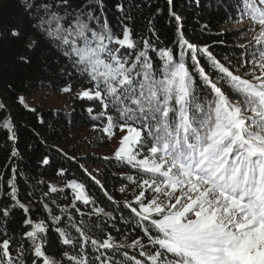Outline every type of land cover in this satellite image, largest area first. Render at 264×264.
<instances>
[{"label":"snow or ice","instance_id":"1","mask_svg":"<svg viewBox=\"0 0 264 264\" xmlns=\"http://www.w3.org/2000/svg\"><path fill=\"white\" fill-rule=\"evenodd\" d=\"M18 3L35 34L25 47L35 50V37H44L48 54L54 48L57 63L65 61L62 74L87 85L73 93L68 83L59 91L89 102L84 110L93 131L107 142L121 133L103 159L129 170L120 173L127 183L117 191L132 195L119 202L114 211L120 215L114 216L96 204L84 182L67 179L61 168L63 188L49 186L38 198L49 226L31 219L30 206L21 202L10 178L6 195L12 204L0 207V264H264V0H237L234 21L246 42L224 58L186 38L174 0L167 3L177 25L175 48L161 46L152 20L149 36L140 39L128 14L113 26L104 0ZM124 7L115 4L120 13ZM10 35L28 38L16 29ZM19 60L31 63L32 57ZM18 101L36 111L24 96ZM5 109L0 102V111ZM0 127L13 130L7 119ZM41 163H49L47 155ZM81 168L116 203L115 192ZM64 188L73 202L55 215L50 204L57 202L49 194ZM76 201L91 210L82 211ZM14 209L24 213L19 231L8 227ZM49 227L58 240L56 251L42 235Z\"/></svg>","mask_w":264,"mask_h":264},{"label":"trees","instance_id":"2","mask_svg":"<svg viewBox=\"0 0 264 264\" xmlns=\"http://www.w3.org/2000/svg\"><path fill=\"white\" fill-rule=\"evenodd\" d=\"M81 2L83 0H74L76 4ZM119 2L124 3V13L118 12L115 8V4ZM104 4L107 19L113 26L117 25L118 19L124 14H128L134 21L132 26L135 37L140 39L149 36L147 30L149 20H152L159 34L161 46L176 47L173 41L176 39L177 25L169 17L167 0H104ZM174 10L182 17L186 38L193 44L209 45L210 50L218 58L234 55L235 47L246 42L242 35L236 34V30L226 26L235 22L237 0H174ZM229 16L233 19H229ZM128 23L132 22L128 21ZM13 29L26 34L28 38L11 37L10 33ZM34 35L29 19L18 0H0V102L6 105V109L0 111V124L5 119L13 124L12 132L0 127V207L12 204L6 193L9 190L7 182L14 177L18 197L22 203L31 208L29 214L31 219L34 222L44 220L50 226L48 212L38 203V198L44 192H48L49 186L63 188L65 179L57 175L58 170L63 168L67 179L76 178L86 184V189L96 199L99 207L107 212H113L114 216H119L120 213L114 209L119 206V202L130 199L132 195L131 190L127 194L117 191L122 183H127L120 173H128L129 170L116 166L115 161L109 163L103 159L110 154H102L98 151L99 147L104 145L101 136V141L97 139L91 144L90 140L81 142L78 135L80 129L92 127L93 124L89 114L84 110L89 106V102H81L72 94L61 93L59 89L71 83L74 93L82 85L85 87L87 85L81 79L73 77L69 80L62 74L61 69L65 67V61L60 59L57 63L58 53L54 48L51 49V54H48L50 46L44 37H35L37 40L35 50L26 48L25 45ZM26 54L32 57L31 63L20 62L19 57ZM37 92L43 95H59L63 103L53 106L38 101L33 106L35 112L29 111L19 103V96L22 95L27 100ZM13 133L16 139L10 140L9 136ZM45 155L49 158L47 165L41 163ZM73 157L75 159H72ZM81 166L106 183L110 193L115 192L116 203L107 201L99 187L84 174ZM29 193L33 195L29 196ZM49 195L51 200L57 202L50 204L55 215H61L60 209L73 202L70 190L67 188L61 193ZM75 203L84 212L92 208L91 205H83L79 201ZM67 211L77 219L80 218L74 208L67 207ZM23 216L22 210L14 209L9 218V229L19 231ZM84 218L88 219L87 216ZM62 219L66 220L67 216L62 215ZM104 219L101 217V220ZM23 227L24 230H28V226ZM42 235L47 236L46 247L56 251L58 240L51 227ZM129 235L134 237L138 233H129ZM117 239L125 244L130 243L125 236ZM127 250L129 253L136 251L131 248ZM56 259L59 260L61 257L57 255Z\"/></svg>","mask_w":264,"mask_h":264},{"label":"rangeland","instance_id":"3","mask_svg":"<svg viewBox=\"0 0 264 264\" xmlns=\"http://www.w3.org/2000/svg\"><path fill=\"white\" fill-rule=\"evenodd\" d=\"M228 28H231L233 30H236V34H240L242 35L241 31H239V25H237L235 22L229 23L228 25H226ZM243 36V35H242ZM252 33H248V37L251 38ZM28 105L30 107L34 106V103L36 102H41L44 105H61L63 103L62 101V97L59 95H43L40 92L34 93L30 96L29 99L26 100ZM81 142L84 143L88 140H90V144L95 142L97 139H100V136L102 137V143L104 144L102 147H99L98 151L102 154H111L112 151L114 150V147L117 144V140L119 138V136L121 135V133L119 131H117L116 133V139H113L111 142H107L103 136L102 133L100 135V132L98 131H93L92 127L89 128H81L79 133H78ZM84 141V142H83ZM107 143V144H106Z\"/></svg>","mask_w":264,"mask_h":264}]
</instances>
